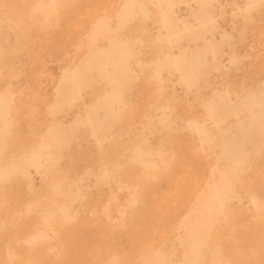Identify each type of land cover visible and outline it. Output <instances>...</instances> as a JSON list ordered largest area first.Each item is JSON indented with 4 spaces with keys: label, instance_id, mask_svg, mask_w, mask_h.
<instances>
[{
    "label": "rangeland",
    "instance_id": "obj_1",
    "mask_svg": "<svg viewBox=\"0 0 264 264\" xmlns=\"http://www.w3.org/2000/svg\"><path fill=\"white\" fill-rule=\"evenodd\" d=\"M38 1L47 8L32 13ZM51 1L0 0V96L11 98L0 165L41 154L26 174L0 181V264H264V138L247 146L220 213L202 229L190 222L210 187L221 186L234 124L252 110L243 102L264 91V0H213V30L172 49L158 37L156 0H135L121 22L126 0ZM176 2L169 15L187 22L202 9ZM104 18L105 33L92 40ZM210 40L218 46L207 59L216 63L195 83L182 70L154 78L168 52H197ZM114 46L129 79L109 83L93 73L80 98L53 117L63 75ZM104 98L100 142L81 130L56 153L42 148L53 122L69 124ZM50 210L56 217L42 238Z\"/></svg>",
    "mask_w": 264,
    "mask_h": 264
},
{
    "label": "bare ground",
    "instance_id": "obj_2",
    "mask_svg": "<svg viewBox=\"0 0 264 264\" xmlns=\"http://www.w3.org/2000/svg\"><path fill=\"white\" fill-rule=\"evenodd\" d=\"M55 1L57 0H52L50 4H48V7L56 5ZM134 1L135 0H126L121 13L120 22L125 21L133 14ZM156 1L161 15L159 20L161 25L158 28V37L159 40L169 49L180 47L181 40L186 38H204L206 32L209 33V31H212L214 28L215 19L208 9L213 6V0H191L190 4L200 5L202 8L194 14L195 19L192 23L187 22V20H184L183 18L177 19L172 15H169L173 13L172 7L177 5L176 1L178 0ZM46 8L47 7L43 3L38 1L32 10V13ZM107 24L108 21L106 18L100 20V25H98L100 30L94 33L92 40H96L99 36H102V34L105 33L104 28ZM217 46L218 45L215 44L213 40H210L203 46L199 47V51L197 52L193 50H187L184 52L179 51L176 55L168 52L167 58L157 63L154 78H158L161 72L165 70H182L185 72V82L195 83L197 77L202 73L205 66L210 63H216L215 60L209 61L207 58L211 53L210 50L215 49ZM121 50V47L114 46L111 51H108L107 56H88L80 67L75 69L73 72L64 74L56 90L55 101L51 105L49 113L54 117L57 114L65 112L66 109H69L72 103L80 98L82 90L88 86L86 83H92L93 73H97L100 76L108 78L109 83H125V81L129 79L127 76V58L124 54L119 61L115 58L117 52H121ZM10 100L11 98L8 91L0 96V155L6 146L5 135L8 128L6 117L8 114V105ZM242 105H247L251 107L252 110L249 116H245L240 119L238 118L237 122L234 124L235 138L232 140L233 145L232 147H226V152L223 155L226 163L224 169L220 172L221 186L219 188L211 186L209 189L210 197H208L200 205L201 209L194 212L196 217L190 220L191 224L195 227L193 231L195 229H202L206 225L210 224L212 221L211 218L220 213L219 201L225 198H230L234 195V176L246 157L247 146L264 138V91H262L260 96L251 95L248 100L243 102ZM107 107V100L105 98L100 99L95 104L90 106L85 114L78 115L76 119L69 124H65L62 121L53 122L43 142L42 148L53 149L56 153L62 146L70 143L74 136L81 130H84L89 138L100 142L98 134L104 131L106 126L107 116L105 115V112ZM254 108L256 110H254ZM224 111L225 109L221 110V112ZM224 118V115H219L218 117H211L210 119H219L221 121ZM204 136L205 140H207L206 134ZM40 157V153H30L19 160L11 157V161L8 165H0V181L8 178L14 172L26 174V169L29 166H38L40 164ZM134 160L138 161L137 154L135 155ZM96 176L102 180L106 177V174L99 173ZM27 201L29 200L27 199ZM62 215L65 219L70 218L67 207L62 208ZM55 217L56 213L54 210H50L45 214L43 218L45 230L42 233V238L48 237V227Z\"/></svg>",
    "mask_w": 264,
    "mask_h": 264
}]
</instances>
